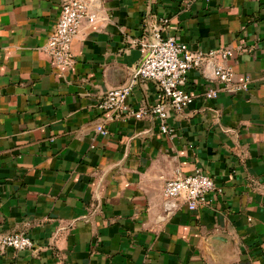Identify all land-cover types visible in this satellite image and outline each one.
Segmentation results:
<instances>
[{"label":"crops","instance_id":"0c3cea01","mask_svg":"<svg viewBox=\"0 0 264 264\" xmlns=\"http://www.w3.org/2000/svg\"><path fill=\"white\" fill-rule=\"evenodd\" d=\"M67 0H0V240L25 234L34 248H0V264H264V0H85L71 64L44 48ZM166 21V22H164ZM154 31L192 51L229 50L187 73L193 102L154 118L107 121L99 109L128 85ZM224 63L236 94L209 64ZM138 81L127 105L156 101ZM196 169L216 191L189 211L165 200V182Z\"/></svg>","mask_w":264,"mask_h":264},{"label":"built area","instance_id":"2783aa9c","mask_svg":"<svg viewBox=\"0 0 264 264\" xmlns=\"http://www.w3.org/2000/svg\"><path fill=\"white\" fill-rule=\"evenodd\" d=\"M88 4L85 0H67L60 8L57 22L45 44V52L59 67L71 64V44L81 22L87 18ZM166 22V21H164ZM141 61L133 80L126 85L111 89L103 97L99 109L106 115L105 121L95 126V131L107 135L106 122L117 119L132 118L140 120L154 118L161 134H169L168 119L171 113H179L186 109L194 96L184 89L187 73L202 68L203 64L214 56L226 60L229 50L221 52L192 51L186 44L176 41L173 37H163L154 31L150 40L140 42ZM214 80L220 85L218 89H210L204 94L205 99H214L219 92L236 94L246 91L249 81L241 83L233 81L232 70L224 63L214 64ZM138 81H150L157 87L156 101L151 106L131 109L127 103L131 87ZM216 191L213 180L196 169L190 175H176L167 180L162 195L165 200L182 199L189 211H195L206 204V196ZM34 242L25 234H10L0 240V248H10L17 252L32 250Z\"/></svg>","mask_w":264,"mask_h":264},{"label":"water","instance_id":"95a60500","mask_svg":"<svg viewBox=\"0 0 264 264\" xmlns=\"http://www.w3.org/2000/svg\"><path fill=\"white\" fill-rule=\"evenodd\" d=\"M207 77L209 79H214V67L212 63L209 64L208 71H207Z\"/></svg>","mask_w":264,"mask_h":264}]
</instances>
